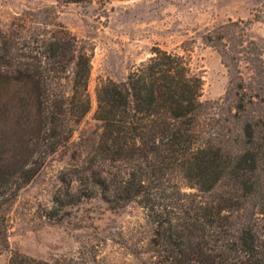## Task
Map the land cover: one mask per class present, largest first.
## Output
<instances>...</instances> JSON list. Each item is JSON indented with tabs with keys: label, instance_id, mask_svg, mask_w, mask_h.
Returning a JSON list of instances; mask_svg holds the SVG:
<instances>
[{
	"label": "trees",
	"instance_id": "1",
	"mask_svg": "<svg viewBox=\"0 0 264 264\" xmlns=\"http://www.w3.org/2000/svg\"><path fill=\"white\" fill-rule=\"evenodd\" d=\"M250 24L229 19L203 36L229 71L224 98L203 101L187 56L155 46L125 80L98 86L101 131L83 144L73 138L92 109L91 51L45 20L0 29V253L20 191L50 154L77 144L58 210L95 197L138 203L166 253L154 264H264V48ZM225 107L229 117L213 122ZM221 183L231 189L207 200ZM9 264L69 263L14 252Z\"/></svg>",
	"mask_w": 264,
	"mask_h": 264
},
{
	"label": "rangeland",
	"instance_id": "2",
	"mask_svg": "<svg viewBox=\"0 0 264 264\" xmlns=\"http://www.w3.org/2000/svg\"><path fill=\"white\" fill-rule=\"evenodd\" d=\"M229 19L251 20L250 33L264 48V0H0V29L45 20L50 31L63 26L91 51L92 109L73 138L82 144L81 139L96 140L101 131L102 123L94 117L98 86L108 79L125 80L155 46L187 56L204 80L203 101L224 98L229 71L203 36ZM225 117L226 107L212 120ZM93 140L84 144L90 146ZM77 146L50 154L20 191L9 218V248L0 253V264H9L14 252L69 264H154L166 254L160 253L154 223L138 203L113 208L95 197L56 208L53 199L61 189V171ZM178 181L183 191H196L186 187L183 178ZM225 183L205 193L207 200L225 196L231 189Z\"/></svg>",
	"mask_w": 264,
	"mask_h": 264
}]
</instances>
